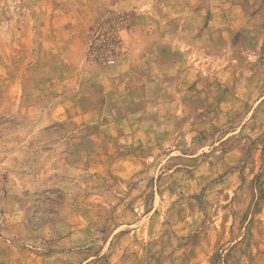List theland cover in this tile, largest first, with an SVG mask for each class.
<instances>
[{"label": "rangeland", "instance_id": "374dc122", "mask_svg": "<svg viewBox=\"0 0 264 264\" xmlns=\"http://www.w3.org/2000/svg\"><path fill=\"white\" fill-rule=\"evenodd\" d=\"M0 264H264V0H0Z\"/></svg>", "mask_w": 264, "mask_h": 264}, {"label": "built area", "instance_id": "2783aa9c", "mask_svg": "<svg viewBox=\"0 0 264 264\" xmlns=\"http://www.w3.org/2000/svg\"><path fill=\"white\" fill-rule=\"evenodd\" d=\"M107 63H108L109 65H113V64H115V59H114V58H109V59L107 60Z\"/></svg>", "mask_w": 264, "mask_h": 264}]
</instances>
